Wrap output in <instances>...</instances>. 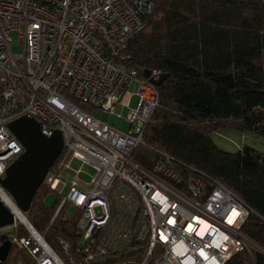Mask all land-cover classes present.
I'll use <instances>...</instances> for the list:
<instances>
[{
  "label": "built area",
  "instance_id": "1",
  "mask_svg": "<svg viewBox=\"0 0 264 264\" xmlns=\"http://www.w3.org/2000/svg\"><path fill=\"white\" fill-rule=\"evenodd\" d=\"M155 1L0 0V200L14 214L0 227V245L8 235L34 264H119L125 256L132 258L122 264H228L259 248L243 231L254 211L225 184L162 151L149 166L133 158L159 93L129 64V43L146 28ZM134 83L138 106L131 108ZM119 103L129 108L127 131L108 123ZM25 115L44 135H63L42 185L57 194L65 218L75 209L76 253L64 238L54 249L1 184L25 150L9 123ZM82 165L95 170L90 182ZM21 225L30 235L11 237Z\"/></svg>",
  "mask_w": 264,
  "mask_h": 264
},
{
  "label": "trees",
  "instance_id": "2",
  "mask_svg": "<svg viewBox=\"0 0 264 264\" xmlns=\"http://www.w3.org/2000/svg\"><path fill=\"white\" fill-rule=\"evenodd\" d=\"M129 53L141 76L146 69L167 75L134 160L149 166V157L162 151L237 193L254 211L243 231L259 248L235 254L228 264H264V153L248 145L228 152L212 137L223 129L264 137V0H157ZM49 192L41 185L27 218L54 249L60 251L57 240L64 238L76 253L75 222L58 212L57 201L46 204ZM10 235L30 233L21 225ZM0 264L34 262L14 244Z\"/></svg>",
  "mask_w": 264,
  "mask_h": 264
},
{
  "label": "water",
  "instance_id": "3",
  "mask_svg": "<svg viewBox=\"0 0 264 264\" xmlns=\"http://www.w3.org/2000/svg\"><path fill=\"white\" fill-rule=\"evenodd\" d=\"M143 77L158 87L167 75H160L158 79H155L152 72L146 69ZM9 128L23 144L25 150L8 166L5 177L1 179V184L13 196L20 210L27 213L47 172L63 150V135L59 130L52 136L44 135L41 132L40 122L27 115L11 121ZM13 222L14 214L0 200V227ZM1 242L0 262H5L10 255L12 242L8 235L1 236Z\"/></svg>",
  "mask_w": 264,
  "mask_h": 264
},
{
  "label": "rangeland",
  "instance_id": "4",
  "mask_svg": "<svg viewBox=\"0 0 264 264\" xmlns=\"http://www.w3.org/2000/svg\"><path fill=\"white\" fill-rule=\"evenodd\" d=\"M12 37L15 41L14 50L15 51L20 50L21 46L17 44L18 39L14 33L12 34ZM136 91H137V83H134L129 88V92L133 93L132 98L130 100L131 108H135L138 106V96L135 94ZM128 112H129L128 107L123 106L120 103L117 104L115 107V112L112 113L108 118V123L124 131L129 130V128H131V123L127 120ZM96 115L99 118H103L105 116L104 111L102 109H97ZM212 137L214 142L220 148L228 152H235L241 149V147L248 145L264 153V137L255 134L254 132H240L234 129H223L220 131L213 132ZM82 169L84 170V173L82 174L81 178L86 182H90L92 176L95 175V170L87 165H82ZM68 191H69V187H66L63 193L67 194ZM45 201L47 205L55 204L57 201V194L55 192H49ZM65 215L66 218L68 219L73 218L75 216V209L71 207L66 209Z\"/></svg>",
  "mask_w": 264,
  "mask_h": 264
},
{
  "label": "bare ground",
  "instance_id": "5",
  "mask_svg": "<svg viewBox=\"0 0 264 264\" xmlns=\"http://www.w3.org/2000/svg\"><path fill=\"white\" fill-rule=\"evenodd\" d=\"M9 129H10V128H9ZM10 131H11V130H10ZM11 132H12V131H11ZM12 133H13V132H12ZM13 134H14V133H13ZM20 143H21V142H20ZM21 144H22V143H21ZM22 146H23V144H22ZM23 147H24V146H23ZM62 151H63V150H62ZM58 158H59V157H58ZM58 158H57V159H58ZM56 161H57V160H56Z\"/></svg>",
  "mask_w": 264,
  "mask_h": 264
}]
</instances>
